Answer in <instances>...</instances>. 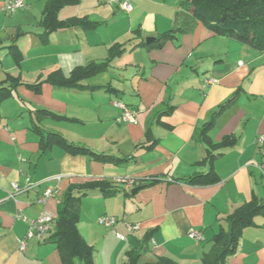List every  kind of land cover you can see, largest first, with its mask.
<instances>
[{
	"label": "crops",
	"instance_id": "0c3cea01",
	"mask_svg": "<svg viewBox=\"0 0 264 264\" xmlns=\"http://www.w3.org/2000/svg\"><path fill=\"white\" fill-rule=\"evenodd\" d=\"M7 1L0 0V96L8 95L0 100V264H62L53 225L42 241H28L19 252L27 226L14 215L35 219L45 211L56 217L67 189L92 181L118 190L108 198L92 192L81 201L77 229L93 249L94 264H125L127 253L141 247L140 264L161 258L202 264L214 235L227 229L226 216L253 197L264 200L257 167L264 163V141L257 143L264 137V51L214 35L199 22L154 43L191 22L177 21L178 0H119L130 4V12L105 0H77L57 18L87 24L47 39L39 25L47 0H22L24 10L3 14ZM90 64L95 72L70 87L44 82L51 73L67 79ZM207 79L214 84L203 88ZM229 100L208 132L213 143L234 138L214 159L218 182L186 184L208 172L196 165L207 155L196 136ZM114 102L134 110L136 124L116 123L121 111ZM35 110L59 118L38 122ZM35 125L107 159L71 154L58 143L41 152ZM54 177L61 181H48ZM123 178L137 185L116 183ZM26 179L34 187L9 199L10 184L23 188ZM138 187L144 188L131 195ZM48 188L59 196L37 205ZM102 216L117 222L102 227ZM127 225L139 229L130 233ZM190 231L203 240L190 239ZM227 264H264V214L243 230Z\"/></svg>",
	"mask_w": 264,
	"mask_h": 264
},
{
	"label": "trees",
	"instance_id": "16d2710c",
	"mask_svg": "<svg viewBox=\"0 0 264 264\" xmlns=\"http://www.w3.org/2000/svg\"><path fill=\"white\" fill-rule=\"evenodd\" d=\"M75 3H77V0L46 1L39 21V25L44 29L41 38L47 39L51 33L60 29L87 24L86 21L76 19L58 20V12L62 8ZM178 4L182 12L176 15L177 21L184 22L186 19H190L191 22L187 23L186 27H178L176 30L159 36L154 43L162 44L163 40L170 35L172 36L173 33H186L189 28H192V23L199 22L214 35L233 39L257 51H264V0H178ZM92 66L90 64L85 68L74 70L67 79L59 72H54L49 74L44 82L70 87L73 83H77L95 72L98 67ZM2 94L0 100L8 96L6 93ZM230 102L231 100L221 105L212 115L211 120L197 134L196 138L205 146L207 155L196 165L207 166L208 172L191 176L184 180L186 184L209 185L218 182V177L213 168L214 159L221 154L222 149L233 145L234 138L229 136L220 143H213L208 132L212 128L217 115L229 106ZM32 114L38 122L47 118H59L57 115L45 110H35L32 111ZM34 128L39 136L41 152H45L52 144L58 143L71 154L83 153L98 161L107 159L106 156L95 154L84 147L68 144L58 134L44 132L37 126ZM92 192H98L101 196L108 198L115 195L118 190L115 186L103 181L87 182L70 186L67 189L53 221L54 234L52 239L59 252L62 264H94L93 249L85 242L77 229L81 201ZM259 214H264V200L253 197L250 202L236 208L226 216L227 229H221L214 235L211 250L203 255L202 264H227V259L236 252L243 230L251 226L253 218ZM142 249L141 247L128 252L125 264H140L139 259L142 255ZM153 264L176 263L170 259L161 258Z\"/></svg>",
	"mask_w": 264,
	"mask_h": 264
},
{
	"label": "built area",
	"instance_id": "2783aa9c",
	"mask_svg": "<svg viewBox=\"0 0 264 264\" xmlns=\"http://www.w3.org/2000/svg\"><path fill=\"white\" fill-rule=\"evenodd\" d=\"M105 3L108 5L118 4L121 7V9L126 12H130L132 10L130 4L127 1L105 0ZM24 9H25V5L22 2V0H10L4 3L1 11L3 14H11L16 11H21ZM212 84H214L213 80L211 79L204 80L203 88H207ZM114 106L121 111L120 116L115 120L116 123L136 124L137 115L134 110L129 109L120 102H114ZM263 141H264V137L257 138V143H262ZM20 161L23 162L22 159H20ZM257 167L260 173L262 174V176L264 177V163L257 165ZM26 181H27V185L23 188L19 187L16 183L10 184L11 192L8 194L9 199L15 201L17 196L31 190V188L34 187V185L28 182V179H26ZM48 181H55L59 183L61 181V177H54L49 179ZM116 183L121 184L125 188L129 189L137 185V180L132 178H123L116 180ZM58 196H59V192L57 188L55 189L48 188L36 199V204L44 205L48 200ZM14 219L22 221L27 226V231L25 233V236L19 241V247H18L19 252L23 253L26 250L28 241L31 240L42 241L43 238L50 233L55 217L50 213L44 211L35 219H28L22 216L20 211H18L14 215ZM116 222H117L116 217L102 216L97 219V223L105 228L113 227ZM126 227L128 232L130 233L135 232L139 229L138 225H127ZM188 237L196 242H201L203 240L201 233L198 231H190L188 233ZM117 238L120 240L123 239L121 235H117Z\"/></svg>",
	"mask_w": 264,
	"mask_h": 264
},
{
	"label": "water",
	"instance_id": "95a60500",
	"mask_svg": "<svg viewBox=\"0 0 264 264\" xmlns=\"http://www.w3.org/2000/svg\"><path fill=\"white\" fill-rule=\"evenodd\" d=\"M152 39H147L146 42H150ZM144 187H138L131 191V195H135L137 192L142 190Z\"/></svg>",
	"mask_w": 264,
	"mask_h": 264
},
{
	"label": "rangeland",
	"instance_id": "374dc122",
	"mask_svg": "<svg viewBox=\"0 0 264 264\" xmlns=\"http://www.w3.org/2000/svg\"><path fill=\"white\" fill-rule=\"evenodd\" d=\"M2 52H4V50Z\"/></svg>",
	"mask_w": 264,
	"mask_h": 264
}]
</instances>
